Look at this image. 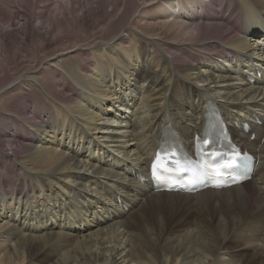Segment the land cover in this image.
<instances>
[{"label": "bare ground", "instance_id": "6f19581e", "mask_svg": "<svg viewBox=\"0 0 264 264\" xmlns=\"http://www.w3.org/2000/svg\"><path fill=\"white\" fill-rule=\"evenodd\" d=\"M10 1L0 0V264H264V78L248 83L264 60V0L188 13L189 0H166L175 14L160 33L144 9L163 13L156 0H56L48 13L41 0ZM129 10L139 12L126 27ZM89 25L107 36L88 41ZM210 103L257 157L254 176L152 190L147 162L165 128L191 147Z\"/></svg>", "mask_w": 264, "mask_h": 264}, {"label": "rangeland", "instance_id": "374dc122", "mask_svg": "<svg viewBox=\"0 0 264 264\" xmlns=\"http://www.w3.org/2000/svg\"><path fill=\"white\" fill-rule=\"evenodd\" d=\"M12 1H14V0H12ZM12 1H10V6L11 7H13V6H15V3L14 2H12ZM41 1H43V4L44 5H46V9H45V11H47V13L48 12H50V10H52V8H54V6H56V4H55V1L56 0H41ZM120 2H122V0H119ZM143 0H135V2L136 3H141ZM157 2H156V4L153 6V7H155V6H157L158 4H161V3H164V12L162 13V12H155V11H153L152 9H151V7L152 6H148V7H145L144 9H146V14H150V15H148L151 19H153V21H155V23H154V29L153 30H155V31H157V33H160V32H162L166 27L165 26H163V24H164V22H166V23H168V21H170L172 18L171 17H173L174 18V14H175V9L172 7V6H167V3H165L166 2V0H156ZM48 4V5H47ZM78 7V6H77ZM19 11H21L22 13H24V10H23V8H19L18 9ZM122 11V9H120V10H118V13H120ZM131 12H132V10H129V12H128V14H127V17H126V19H124V21H123V25H125L126 27L127 26H130V24L131 23H133V21H134V19H135V17H136V15H137V13L139 12V10H138V12H136V14H135V16H131ZM134 12H135V10H134ZM78 15H80V12H78L77 13ZM17 17H20V18H22L20 15H16ZM114 19H115V17H112L111 18V20H109L110 21V25H111V23L114 21ZM15 21V20H14ZM15 23V22H14ZM16 23H17V18H16ZM136 24V23H135ZM19 25L18 24H16L13 28L15 29V28H17ZM9 29H12V27L11 28H9ZM99 30V27L97 28V25H95V26H93V25H89L88 26V28H87V32L89 33V39H88V41H90L91 39H93L94 37H102L103 35H104V33H106V31H104V32H100V34L99 33H97V31ZM123 34H126L125 32H122V35ZM91 35V36H90ZM105 37L107 36V35H104ZM153 36H155V35H150V37L149 38H152ZM91 37V38H90ZM134 41H136L135 42V44H138V45H141V44H139V43H141L140 41H138V40H134ZM166 41H168V40H166ZM61 65L63 66V67H66V66H68V65H71V63H70V60H66V62H63L62 61V63H61ZM143 72L144 71H142V74H143ZM147 84H152V83H143L142 84V82L140 81V80H136V82H135V85L133 86L134 88H137V87H139L140 85H142V86H145V85H147ZM191 85H192V87H196V84L195 83H191ZM151 87H153V85H150ZM218 89H220V88H218ZM201 93H204V92H200V94ZM124 108V107H123ZM99 137L101 136V134L100 135H98ZM102 141V139L101 138H98V139H96L95 140V145H101L102 147H103V149L105 150L106 148L108 149V150H112V151H114L113 149H112V147H109V146H105V142L103 141V142H101ZM114 149H116L117 150V148H115V147H113ZM109 152V151H105L106 152V154H108V155H110V156H113L114 158H116V159H121V158H124L121 154H116L115 152ZM87 154V153H86ZM80 158H82V157H80ZM81 160V159H80ZM84 159L82 158V160L81 161H83ZM90 173V172H89ZM87 178V177H90L91 178V175H89V174H86V176H84L83 178ZM92 179H97V178H93L92 177ZM89 185L87 184L86 185V187H88ZM123 191H124V189H123ZM112 192H117V189H115V188H113L112 189ZM120 198L122 199V200H124L125 201V198H127L126 197V195H123V196H120ZM128 198H130V196H128ZM128 201H130L131 202V200H128ZM109 203L110 201H106V203ZM115 202V201H114ZM122 209V208H121ZM125 211V210H124ZM127 213L128 212H130V210L129 211H126ZM99 213H101V211H99Z\"/></svg>", "mask_w": 264, "mask_h": 264}, {"label": "snow or ice", "instance_id": "6c2138e0", "mask_svg": "<svg viewBox=\"0 0 264 264\" xmlns=\"http://www.w3.org/2000/svg\"><path fill=\"white\" fill-rule=\"evenodd\" d=\"M209 155H214V153H209ZM157 160L160 159L159 154H157L156 157ZM171 163V162H170ZM232 163H235V161H232ZM230 164H221L216 161H212L209 164L206 165V167L214 174V175H220L222 174V169L230 167ZM159 165L156 163L153 164V168L156 169L158 168ZM188 169L182 166H179V162H176L173 167H165L164 171H180V172H186ZM234 183L236 182L235 180L233 181ZM213 187H221L219 183H215L212 185Z\"/></svg>", "mask_w": 264, "mask_h": 264}]
</instances>
